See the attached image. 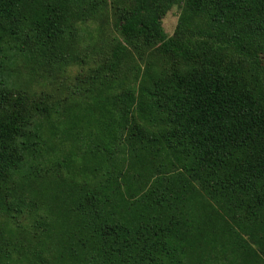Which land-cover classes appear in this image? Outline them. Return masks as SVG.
Returning a JSON list of instances; mask_svg holds the SVG:
<instances>
[{
	"label": "trees",
	"instance_id": "1",
	"mask_svg": "<svg viewBox=\"0 0 264 264\" xmlns=\"http://www.w3.org/2000/svg\"><path fill=\"white\" fill-rule=\"evenodd\" d=\"M0 264H264V0H0Z\"/></svg>",
	"mask_w": 264,
	"mask_h": 264
},
{
	"label": "rangeland",
	"instance_id": "2",
	"mask_svg": "<svg viewBox=\"0 0 264 264\" xmlns=\"http://www.w3.org/2000/svg\"><path fill=\"white\" fill-rule=\"evenodd\" d=\"M178 16H179V10L177 8H174L172 11H170L167 16L162 20V26L164 28L165 33L168 36H172L175 32V29L177 27L178 23ZM81 72V69L79 67L74 66L71 69V74L77 75Z\"/></svg>",
	"mask_w": 264,
	"mask_h": 264
}]
</instances>
